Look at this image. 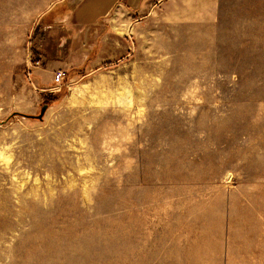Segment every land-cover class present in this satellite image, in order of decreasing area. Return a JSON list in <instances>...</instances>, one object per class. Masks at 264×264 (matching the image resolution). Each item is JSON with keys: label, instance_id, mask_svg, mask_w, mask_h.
Wrapping results in <instances>:
<instances>
[{"label": "rangeland", "instance_id": "374dc122", "mask_svg": "<svg viewBox=\"0 0 264 264\" xmlns=\"http://www.w3.org/2000/svg\"><path fill=\"white\" fill-rule=\"evenodd\" d=\"M165 1L0 27V264H264V0Z\"/></svg>", "mask_w": 264, "mask_h": 264}, {"label": "crops", "instance_id": "0c3cea01", "mask_svg": "<svg viewBox=\"0 0 264 264\" xmlns=\"http://www.w3.org/2000/svg\"><path fill=\"white\" fill-rule=\"evenodd\" d=\"M157 1L0 0V27H31L37 23L47 27L62 26L78 31L76 34L81 39L93 42L97 38L96 41L108 46L115 38L112 29L126 26L131 17L147 14ZM165 4L169 16H174L175 11L185 16L188 4L201 5L202 11L216 12L219 0H166ZM133 22L139 24V20Z\"/></svg>", "mask_w": 264, "mask_h": 264}, {"label": "built area", "instance_id": "2783aa9c", "mask_svg": "<svg viewBox=\"0 0 264 264\" xmlns=\"http://www.w3.org/2000/svg\"><path fill=\"white\" fill-rule=\"evenodd\" d=\"M63 73L61 71H57L54 74L53 82L55 85L59 86L60 82L62 81Z\"/></svg>", "mask_w": 264, "mask_h": 264}, {"label": "water", "instance_id": "95a60500", "mask_svg": "<svg viewBox=\"0 0 264 264\" xmlns=\"http://www.w3.org/2000/svg\"><path fill=\"white\" fill-rule=\"evenodd\" d=\"M42 112V111H41Z\"/></svg>", "mask_w": 264, "mask_h": 264}]
</instances>
